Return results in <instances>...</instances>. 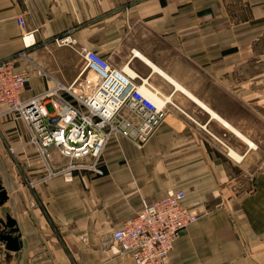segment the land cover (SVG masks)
<instances>
[{"label":"crops","instance_id":"0c3cea01","mask_svg":"<svg viewBox=\"0 0 264 264\" xmlns=\"http://www.w3.org/2000/svg\"><path fill=\"white\" fill-rule=\"evenodd\" d=\"M19 15L36 29L25 57L18 54ZM67 34L116 67L131 57L118 61V49H138L197 100L157 75L177 107L168 106L141 147L112 137L103 174L77 171L70 182L62 175L42 180L47 169L24 122L1 117L0 184L7 199L0 218L5 210L15 220L20 247L8 250L0 241V264H134L99 240L133 217L142 197L159 199L170 189H183L184 204L200 218L181 231L167 264H264V166L242 180L240 160L228 151L240 154L244 141L225 124L247 136L245 104L264 108L262 88L244 87L246 77L261 71L247 59L264 62V0H0V60L32 74L22 98L76 77L79 57L54 44ZM179 60L213 86L186 84ZM132 63L150 70L137 58ZM51 156L56 165L66 162L56 149Z\"/></svg>","mask_w":264,"mask_h":264},{"label":"built area","instance_id":"2783aa9c","mask_svg":"<svg viewBox=\"0 0 264 264\" xmlns=\"http://www.w3.org/2000/svg\"><path fill=\"white\" fill-rule=\"evenodd\" d=\"M16 21L23 30V50L18 54L25 57L26 49L35 44L36 29H28L22 15ZM54 44L70 48L79 57L76 77L68 86L57 83L22 98L32 74L16 71L12 60H0V105L4 106L0 118L14 115L24 122L29 142L47 169L42 180L62 175L70 182L77 171L103 174V152L112 137H123L141 147L162 123L168 106H177L149 73L142 75L132 66L134 57L126 62L132 68L129 71L124 64L112 65L69 34L54 38ZM36 73L42 75L43 71ZM51 149L66 158L63 165L53 163ZM184 199L183 189H170L159 199L142 197L136 214L103 236L100 245L113 255H127L134 264H167L181 231L200 218Z\"/></svg>","mask_w":264,"mask_h":264},{"label":"rangeland","instance_id":"374dc122","mask_svg":"<svg viewBox=\"0 0 264 264\" xmlns=\"http://www.w3.org/2000/svg\"><path fill=\"white\" fill-rule=\"evenodd\" d=\"M66 48H67L66 54L69 58L75 57V56H76V58H78L77 55H75V53L70 48H68V47H66ZM129 52H130V49L129 50L128 49H118L116 52L117 54L115 53L117 60L125 62L126 58H128ZM247 61L253 62L252 63L253 67H252V65H250V67L252 69L253 68L256 69L257 67H260V69H261L260 72L263 71L262 67H264V62L263 63H260L261 61L258 62L257 58H255V57H250L247 59ZM179 62H182V61L179 60ZM182 63L183 64L181 65V69H182L183 74L186 75L185 79L183 81L186 84L190 83L193 85V87H199V88H206V87L213 86L211 81L205 75L195 71L186 62H182ZM259 64H261V66H259ZM132 66L142 75H146V74H148L147 72H149V76H150L151 80L156 84V80L158 78H155V77H158V76H156V75L151 76L150 70H147L144 66L140 67L138 65H135V63H133ZM260 72L256 73L255 75H253L249 78L246 77L244 79V87L262 88V83L264 81V73H260ZM160 79H162V78H160ZM164 84L166 86L161 85L162 87L160 86L159 88L161 90H163L165 93H167L166 90H168L169 86L166 83H164ZM168 94H170V93H168ZM244 122L246 125L245 127L242 128L244 134H246L248 137H250L253 140V142L256 144V148H250V147H247L245 142L244 143L242 142L241 143L242 147L239 148L241 151L240 154L243 155V153H244V155H243L242 160H240V162H238V165L242 166L241 167V169L243 170L242 180L244 182H247L248 179L250 178V176H252L262 166H264V108H259L258 106H256L253 103L245 104V106H244ZM103 159H104V152H103ZM104 168H105V165L103 162V169Z\"/></svg>","mask_w":264,"mask_h":264},{"label":"bare ground","instance_id":"6f19581e","mask_svg":"<svg viewBox=\"0 0 264 264\" xmlns=\"http://www.w3.org/2000/svg\"><path fill=\"white\" fill-rule=\"evenodd\" d=\"M131 56L134 57V58H137L138 60H142L146 65H148V67L150 69V72H151V76H153V75H156L157 76L158 75L164 81H166L167 83H169L171 86L175 87V90H179V91L185 93L190 98H192L194 100H197L196 98H194L191 95V93L189 91L186 90V88H184V86H182L178 81H176L175 79H173L160 66H158L157 64H155L153 61H151L145 55H143L138 49H136V48L132 49ZM124 65H125V68L127 70H129V71L131 70L132 71V68L130 67V65H128L126 63H124ZM166 95H168V97H170V99L172 100L171 93L170 94H166ZM203 107L205 108L204 105H203ZM213 112H210L211 115L213 117L218 118L217 115L215 113H213ZM225 124L227 125V127L231 128V130L234 131L247 144L248 147H250V148H255L256 147V144L253 141H251L250 138H248L247 136L243 135L241 132H239L236 128L232 127L231 125H229L227 123H225ZM228 152H229V156H231L232 158H234L236 160H241L242 157H243V155L239 154L237 151H235L232 148H230Z\"/></svg>","mask_w":264,"mask_h":264},{"label":"water","instance_id":"95a60500","mask_svg":"<svg viewBox=\"0 0 264 264\" xmlns=\"http://www.w3.org/2000/svg\"><path fill=\"white\" fill-rule=\"evenodd\" d=\"M7 199V194L0 184V206ZM4 221L0 218V241L5 243V248L8 250H18L20 247V235L15 227V220L11 217L8 211L3 210Z\"/></svg>","mask_w":264,"mask_h":264}]
</instances>
